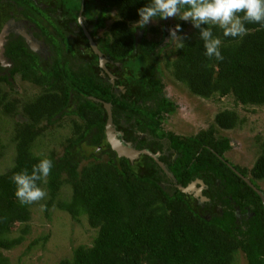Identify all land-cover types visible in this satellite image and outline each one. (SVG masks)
<instances>
[{"label": "trees", "instance_id": "obj_1", "mask_svg": "<svg viewBox=\"0 0 264 264\" xmlns=\"http://www.w3.org/2000/svg\"><path fill=\"white\" fill-rule=\"evenodd\" d=\"M150 2L0 0V24L3 6L12 7L31 35L47 48L46 54H39L13 33L6 36L3 46L10 66L0 65V84H7L18 74L41 89L33 98L18 101L0 88V111L13 115L19 109L21 114L12 129L13 164L0 173V264H8L1 250L22 241L29 218L27 205L15 197L16 186L10 177L25 168L31 172L32 165L45 156L53 161L46 182H38L49 195L45 204L49 206L60 187L66 185L70 189L68 199L56 202V207L75 219L84 215L87 225L95 229L89 244L76 245L69 258L54 264H231L237 250L243 253L244 264H264L259 196L216 156L229 147L227 139L215 138L212 126L188 137L159 126L163 115L174 109L157 77L155 58L161 40L151 41L141 33L136 38L132 30L142 27L128 24L139 19L138 9ZM78 17L90 24L92 37L104 17L110 19L106 36L96 37L95 42L101 53L119 62L107 68L117 74L116 83L125 86L120 95L113 91L106 75L100 74L97 56L76 26ZM245 27L247 34L242 38L225 37L221 29L213 28L222 41V61L204 55L195 28L196 38L170 50L171 59L165 61V67L193 95H231L241 105L264 106V27L255 23ZM91 97L110 103L113 123L119 118L131 120L136 134L131 130L128 136L140 137L138 142L149 144L152 152H161L158 160L177 183L184 185L193 176L202 178L210 187L209 197L215 194L218 198L220 210L203 217L194 199L174 187L149 156L140 154L131 162L116 156L105 140L103 107ZM64 115L78 121L72 120L60 156L33 153L32 142L40 130L36 125L42 120L53 124ZM213 120L219 127L231 129L243 118L233 109H221ZM161 139L166 140V153ZM2 147L0 141V155ZM248 173L252 184L254 179H264V138ZM230 201L241 211L242 205L248 204L252 214L237 223ZM15 223L23 226L18 235L9 236Z\"/></svg>", "mask_w": 264, "mask_h": 264}, {"label": "rangeland", "instance_id": "obj_2", "mask_svg": "<svg viewBox=\"0 0 264 264\" xmlns=\"http://www.w3.org/2000/svg\"><path fill=\"white\" fill-rule=\"evenodd\" d=\"M11 8L4 5L1 9L0 28L10 21L12 23L20 21V17L16 20L18 18L16 12L10 10ZM139 19L129 22V26L137 25ZM109 23L110 19L104 17L103 25L95 29V36L105 37ZM20 25L24 29L22 23ZM150 27H153L154 31L150 30ZM132 32L136 38L141 33V36L151 41L161 40L158 46L160 50L155 58L158 67L157 77L161 82L163 95L174 104V109L171 113L163 115V120L159 124L160 128L179 136H191L212 125L213 115L217 111L233 109L239 118H243L241 124L232 129L217 130L215 134L225 136L233 145L224 152L225 156L230 159L237 158L236 162L248 170L258 153L259 141L264 138V106L241 105L234 101L231 95L202 98L191 94L183 84L172 78L165 67V61L171 59L169 51L181 43L180 38L182 41L196 38L195 28L191 22L183 21L179 17L159 18ZM155 50L157 47L154 48ZM0 88L7 93V96L19 99L18 101L33 98L41 89L29 81L22 80L18 74L9 79L7 84L1 83ZM16 110L17 112L13 115L4 113L2 109L0 111V141L3 146L0 155V173L13 164L14 145L11 138L13 123L21 119L19 109ZM72 120L78 121L71 115H64L50 125L43 120L40 121L36 125L40 130L32 142L33 153L45 156L53 152L55 157L60 156L65 138L70 134ZM124 129L130 133L133 126L128 123ZM258 184L264 191V179L258 180ZM44 190L46 191L45 188ZM69 193V187L62 185L49 206L45 204L49 198L48 194L44 200L27 205L29 218L26 222L27 232L23 234L22 241L8 250H1L8 264H54L62 258H69L72 248L76 245H87L91 242L95 229L87 225L85 216L72 218L55 205L58 201L67 200ZM22 226V223H15L11 227L9 236L18 235L19 228ZM42 236H47V239L43 241ZM32 241V245L29 246ZM244 263L243 253L237 250L231 264Z\"/></svg>", "mask_w": 264, "mask_h": 264}, {"label": "clouds", "instance_id": "obj_3", "mask_svg": "<svg viewBox=\"0 0 264 264\" xmlns=\"http://www.w3.org/2000/svg\"><path fill=\"white\" fill-rule=\"evenodd\" d=\"M138 14L139 27H144L156 18L179 17L183 21L191 22L199 30L205 49L204 55L208 59L222 61V41L214 35L213 28L221 29L225 37L242 38L247 34L246 23L264 27V0H151L148 5L138 9ZM9 23L13 25L12 22ZM8 35L9 31L3 36V41H0L1 51ZM180 40V46L183 47V41L181 38ZM52 168L53 161L45 156L32 165L31 172L25 168L13 173L10 179L16 186L14 194L21 205H31L46 198L47 192L38 182H46Z\"/></svg>", "mask_w": 264, "mask_h": 264}, {"label": "flooded vegetation", "instance_id": "obj_4", "mask_svg": "<svg viewBox=\"0 0 264 264\" xmlns=\"http://www.w3.org/2000/svg\"><path fill=\"white\" fill-rule=\"evenodd\" d=\"M7 6V5H6ZM9 7V6H8ZM16 8V7H15ZM11 9H13V8H11ZM18 18L16 19V20H18L19 19V16H17ZM11 18V17H10ZM14 20V19H13ZM20 23H22V25H23V27H24V29L23 30H26V31H28V32H30L31 33V31H30V29H29V27H27V25H26V22L24 21V20H22L21 18H20V21L19 22H16V23H13V25L12 26H10L9 28H8V31H9V33H13V34H17V31H18V28L19 29H22L20 26ZM76 26L82 31V33H83V35H84V30H86L87 31V33L89 34V30H90V24L88 23V22H86L83 18H81V17H78L77 18V23H76ZM96 28H100L99 26H97ZM95 28V29H96ZM17 30V31H16ZM77 30L75 29V32H76ZM89 36L92 38V40H93V42L95 43V45H96V42H95V38H96V36H95V34L93 35V37L89 34ZM84 37H85V35H84ZM141 37V36H140ZM35 38V37H34ZM86 38V37H85ZM139 38V37H138ZM36 39V38H35ZM38 40V39H37ZM39 42H41L40 40H38ZM86 41H87V39H86ZM87 44H88V42H87ZM90 48V47H89ZM96 48H97V46H96ZM98 49V48H97ZM91 50V49H90ZM99 50V49H98ZM3 51H4V49H2V51H1V55L5 58V60H6V62H5V66H3V67H6V66H10V62L6 59V57L3 55ZM100 51V50H99ZM101 52V51H100ZM47 53V48H46V46H44L43 44H42V42H41V50H40V53L39 54H46ZM102 55H103V57L105 58V61H104V63H103V67L105 68V69H102L100 66H99V63H98V59H97V66L101 69V72H100V74L102 75V76H104L105 77V75H106V79H107V81L110 83V85L111 86H114V88H113V91H115L116 92V94H118V95H120L121 93H123L124 92V90H125V86L123 85V84H119V83H116V81H118L117 80V74H113V73H111L109 70H108V68H107V66L108 65H110V64H114L115 66H118L119 65V62L118 61H113L112 59H110L109 57H108V55H106V54H103L102 53ZM107 73H109L110 75H112V78H110L108 75H107ZM97 99V98H96ZM100 100V99H99ZM101 101H103V100H101ZM105 102V101H104ZM107 103H109V102H107ZM109 105H110V103H109ZM101 106H102V104H101ZM104 110V109H103ZM105 112V111H104ZM110 114H111V105H110ZM167 114V113H166ZM106 116V115H105ZM115 121V119L113 120L112 119V114H111V122H112V124H113V126H114V129H115V132L117 133V136L123 141V142H126V143H128L129 145H131L132 147H134V148H136V149H145V150H148V151H150L151 153H153L156 157H157V159H158V156L160 155V153L158 152V151H151L150 150V146H149V144H147V143H140V142H138V140H139V138L137 137V139H134V138H132V137H130V136H128V133H129V131H127L126 129H124V127L126 126V124H131L132 126H133V134L135 135L136 134V132H135V125H134V123L130 120H127V119H125V118H119V120L116 122V123H113ZM209 126H212V128H213V136L215 137V138H217V137H225V136H222V135H216L215 133H216V131L217 130H226V128H221V127H219L218 125H216V123L214 122V120H213V124L212 125H209ZM209 126H207V128L209 127ZM207 128H205V129H203V130H206ZM232 129V128H231ZM203 130H199V131H203ZM199 131H197L194 135H191V136H195ZM167 132H169V131H167ZM172 133V132H171ZM176 135V134H175ZM141 136V135H140ZM177 136H179V135H177ZM180 137H188V136H180ZM226 138V137H225ZM227 139V142H228V146L229 147H227L226 149H224L223 151H222V155L220 156V155H216L218 158H220L221 159V161H223L225 164H226V166H227V164H229L231 167H233L237 172H239V170H241V171H243V172H245V174H241L240 172V174L241 175H243V176H245L248 180H249V177H250V175H249V173H248V170L246 169V168H244V167H242V166H240L236 161H238V160H235V159H237V158H235V159H230V158H227L226 156H225V154H224V152L226 151V150H229V148H230V146H232L233 147V145H231V143H230V141H229V139L228 138H226ZM166 140L165 139H161V142L163 143V148H164V150H163V153H166L167 152V148L165 147V144H166V142H165ZM137 146H139V147H137ZM140 155V154H139ZM138 155V156H139ZM138 156L136 157V158H134L133 160H135V159H137L138 158ZM120 157H123V156H120ZM123 158H125V157H123ZM151 158V157H150ZM127 159V158H126ZM129 162H131L129 159H127ZM132 160V161H133ZM153 160V159H152ZM154 161V160H153ZM160 161V160H159ZM161 163H162V165L164 166V168L166 169V167H165V165H164V163L162 162V161H160ZM157 164V163H156ZM158 165V164H157ZM228 167V166H227ZM251 167V166H250ZM249 167V168H250ZM160 168V167H159ZM229 168V167H228ZM248 168V169H249ZM161 169V168H160ZM230 169V168H229ZM162 170V169H161ZM167 170V169H166ZM163 171V170H162ZM168 171V170H167ZM233 171V170H232ZM169 172V174L170 175H167V174H165L164 172V174L173 182L172 183V185L174 186V187H176V188H178L179 189V187L178 186H182V187H184V186H189L190 185V183H192L193 185L189 188V193H186V194H188L189 196H191L193 199H194V201H195V203L196 204H198L199 205V207H200V209H202L203 210V213H202V216L203 217H208V215L214 210V209H217V210H220V202H219V200H218V198H216V195L214 196H212V197H209V192H210V187L208 186V184H206L204 181H203V179L202 178H200L199 176H193L188 182H186L184 185H180L179 183H177L176 181H175V179H174V177H173V175L171 174V172L170 171H168ZM258 180H263L262 178L261 179H254V186L260 191V193H261V195H262V197H263V199H264V191H263V188H261V186H259V184H258ZM250 181V180H249ZM214 183H217V180L215 179L214 180ZM167 184H170V183H167ZM259 200H260V197H259ZM231 203H232V205L234 206V210H233V213H234V216H235V218H236V221H237V223H240V221H241V219L242 218H247V217H249L251 214H252V211L250 210V207H249V205L247 204H243L242 205V207H243V211H241V210H239L238 209V207H237V205L236 204H234V201H230ZM260 202H261V200H260ZM261 207H262V204H261ZM251 211V212H250ZM262 211H263V209H262Z\"/></svg>", "mask_w": 264, "mask_h": 264}, {"label": "water", "instance_id": "obj_5", "mask_svg": "<svg viewBox=\"0 0 264 264\" xmlns=\"http://www.w3.org/2000/svg\"><path fill=\"white\" fill-rule=\"evenodd\" d=\"M11 22V21H10ZM11 23H7L4 27L1 28L0 30V41H3V36L5 34H7L8 32V28L11 26ZM17 31V30H16ZM84 35L87 39L88 42V46L90 47L91 51L97 56L98 59V63L99 66L102 69H105L103 67V63L105 61V58L103 57L102 53L96 48L95 43L93 42L92 38L89 36V34L87 33L86 30L83 31ZM17 34H20V36H22L25 44L29 47V49L40 53L41 50V42H39L37 39H35L34 37H32V35L30 33H25L22 29L18 28ZM0 51H1V46H0ZM5 58L0 55V64L1 65H5ZM107 75L112 78V75H110L109 73H107ZM92 100L96 101V102H100L102 104V107L105 111V122H104V136H105V140L108 143L109 147L111 150H113L116 154V156H123L127 159H129L130 161H132L134 158H136L139 154H145L149 157H151L157 164L158 166L163 170V172L167 175H170L169 172L164 168V166L162 165V163L157 159V157L151 153L148 150L145 149H136L134 147H132L131 145H129L126 142H123L118 136L117 133L115 132L114 126L111 122V114H110V105L107 102L101 101L99 99H96L94 97H91ZM227 166L233 170V172H235V174H237L259 197L261 200V204H262V209H263V219H264V199L260 193V191L243 175H241L239 172H237L233 167H231L229 164H227ZM193 184L190 183L189 186H178L181 192L184 193H189V188L192 186Z\"/></svg>", "mask_w": 264, "mask_h": 264}]
</instances>
